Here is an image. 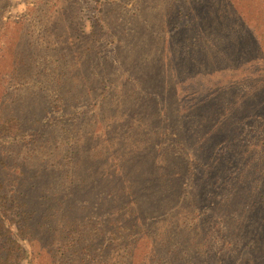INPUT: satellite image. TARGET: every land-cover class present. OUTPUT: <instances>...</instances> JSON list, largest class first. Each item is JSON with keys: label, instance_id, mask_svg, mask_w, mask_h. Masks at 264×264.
Returning <instances> with one entry per match:
<instances>
[{"label": "trees", "instance_id": "16d2710c", "mask_svg": "<svg viewBox=\"0 0 264 264\" xmlns=\"http://www.w3.org/2000/svg\"><path fill=\"white\" fill-rule=\"evenodd\" d=\"M11 1L0 0V7ZM32 5L33 7L27 8L21 16L17 17L19 19L12 23L14 28L11 33L15 38L8 40L6 43L8 50L2 56L0 55V115H6L4 120H0V143L2 142L1 144L4 146L0 156V171L8 170L9 166H12L13 169L15 167L14 172L17 168L27 166L31 170L30 173L27 172L29 175L27 180L22 178L24 174L21 172H17L18 175L12 173L10 176L12 180V177L14 179L21 178L19 192L22 195V202H18L14 197L9 200L0 196V240L7 236L11 240L5 241L0 246V264H137L133 257L138 258V262L141 261L142 264H154L153 260H156V257H153L152 254L159 247L161 249L157 243L164 245L169 237L170 223L166 222L164 230L157 233L155 229L160 221L146 218L143 225L148 230L142 231L145 233L143 235L138 232L136 242L139 246H136L129 238L121 239L119 237L121 230L119 222H111L109 218L102 219L100 216L88 214L89 212L81 203V199L78 200L90 189L104 185L112 187L118 185L119 189L120 186L123 188V191L128 188V195L131 198H135L134 192L136 191L134 189L136 183L131 182L128 186L127 179L117 182L120 173L125 168L122 159L113 152L121 146L120 142L117 145V138H115L117 136L115 133H118L117 129H112L109 123L106 124V128L101 127L100 124V122L114 120L110 112L106 113L108 110L115 112L125 110L126 105L123 106L122 102L127 104L132 97L141 98L143 95L142 92L139 93L135 89L132 93L124 88L129 83H123L124 81L133 82L131 77L118 81L121 84L117 83L115 86L117 87L116 93L109 83L111 71H118L122 77L123 73H127L130 68H126L124 62L122 63V56H118V41L114 31L104 21L102 11L106 6V1L34 0ZM186 16L187 14L178 11L179 21L183 22ZM260 25L254 28L255 35L252 38L253 49L256 51L252 61L254 59L253 63L258 67L255 73L260 76V81L250 86L249 91L252 94H254V90L264 88V23L263 26ZM8 32L10 31L6 28L4 33ZM3 35L5 36L2 34L0 37V50L5 45L2 41ZM22 35L24 38L23 51L27 49L25 59L19 55L22 51L17 48L18 45L15 43ZM220 55L222 59L228 58L225 54L220 53ZM239 59L240 57L237 56L232 67L236 66L235 63ZM253 63L251 62V64ZM249 65L247 67H252ZM247 67L245 66L244 70H248ZM202 78L203 76L197 77L189 84L182 78L173 83L171 81H169L170 83L163 82L156 88L150 102L152 101V104L160 111L158 120L165 125L169 124L171 133L180 134L182 129L189 125V128L181 133L187 136L185 145L192 147L190 148L191 153L202 156L207 152L213 154L214 149L219 146L217 155L222 159L232 157L239 166L242 165L241 171L248 168L250 163L254 165L250 169V177H252L250 181L246 180L247 176L241 178V174H239L224 193L225 202L232 203L233 199L236 201L235 215L231 213L230 216L229 214L231 205L223 204L221 208L223 207L222 210L225 213L224 221L228 225L233 222V226L238 230L237 235L239 236L235 239L233 248L235 254L232 263L264 264V155L260 159L258 158L264 151V115L261 116L263 120L258 122H254L257 120L255 117L248 118L260 125L256 129L258 132L253 131L251 134L233 136L231 139L224 140V144L219 142L221 134H218L223 133L225 130L223 128L229 124L240 125L245 120V110L250 106H252L250 113L253 110L258 112L260 107L264 112V100L258 97L264 96V91L262 94H254L253 98L250 97L253 102L249 106L246 101L242 104L239 103V106L233 104V107L237 109L236 112H241L235 115L241 122L224 119L225 115L229 113L225 114L226 112H223L225 108L223 106L215 107L214 103H212V108L208 107V111L212 109L211 115L206 114L207 117H203L199 113L197 117L189 118L190 113L192 114L194 111L193 106L190 107L191 104H194L193 93L196 91L197 83H202ZM222 92L214 94V96L226 97L227 93L229 94V89L224 87ZM164 96H167V102H163ZM87 101L92 103L89 104V107L94 109L91 119L94 117V124L96 126L98 124V128H103L100 131L96 129L95 135L98 141L94 140V136L91 138V134L88 135L86 132V129L89 128L88 124L83 126L85 122L89 121L87 113L82 115L78 125L56 124V128H49L47 132L40 131V121L45 111H63L74 103L79 104ZM202 102L203 100H200L197 103L198 109ZM131 104L136 105L134 100L131 101ZM152 104L148 103L137 109L141 112ZM167 106L175 109L178 106L177 113L186 119L178 122L176 126L170 125L169 122L173 120L168 118L169 115L163 113ZM19 108L29 111L28 115L31 114L32 118L14 117L12 111ZM104 109L107 111L104 112ZM205 113L202 111V114ZM97 117L98 120H95ZM22 119H27L29 129L35 130L34 133L31 132L29 142L24 140L25 136L23 131L21 132L24 126ZM142 120L143 118L138 120L139 127L144 124ZM115 121L119 120L115 118ZM128 129H134V126L128 127ZM102 131H105V136ZM216 133L217 138L214 137ZM53 134L54 136H52ZM112 137L115 138L114 144L111 140ZM130 137L136 139L132 134ZM19 139H23V141L20 143ZM103 139L105 142L101 145V150L98 151L96 146H99ZM10 140L13 143H10ZM65 140L68 142H64ZM47 142L54 144L55 151L58 153L50 150L48 152L47 149L41 150L45 145L48 147ZM139 143H135L132 147V151L134 150L135 153L140 152L141 146L146 147V140ZM171 143L169 142V144ZM91 144L94 146L92 147ZM142 149L145 148L142 147ZM39 150L38 158L42 157V159L37 158V161L33 155ZM169 150L171 149H168V152ZM144 156L149 158L147 154ZM162 156L159 161L170 162L168 167L171 173L169 176L172 178H178V175L180 177L181 174L189 172V168L173 162L171 153L164 154L163 152ZM86 160H88L87 163ZM62 164L68 168L64 172L60 170ZM261 165L263 166L261 167ZM231 167L232 164H218L216 169L219 175L222 174L227 179L229 177L227 173L231 172ZM54 174L56 177L47 179L46 186L37 188L36 180L40 181V179ZM219 175L217 180L212 184L209 183L212 188L220 181ZM230 176H233L232 173ZM172 178L167 179L172 181ZM54 181L55 184L52 183ZM1 182L0 180V189L3 187ZM31 183L33 185L27 188V185ZM147 187L141 192V196L150 193V188ZM39 193L45 204L37 205L40 200ZM249 193L251 194L250 202L246 200ZM186 198L189 197L186 196ZM213 202L214 199L209 201L212 204H209L208 211H211L214 206L217 208ZM248 203L249 210L246 211L244 207ZM190 205L192 208L188 213L193 216L191 219H197L202 215L203 231L204 233L207 232L206 229L210 231L213 228L214 217L204 214L203 208L197 202H190ZM124 211L127 209L125 208ZM129 211L131 212V210ZM124 214L129 219L131 213L127 211ZM37 220H40L44 224L43 229H46L40 230L34 237L31 232L32 224ZM172 222L174 223V221ZM191 225L189 222L185 224L190 228ZM132 226L134 227V225ZM13 233H18L22 239L26 240L24 242L26 244L21 246L19 242H13L11 236ZM38 233L47 235L49 240L46 245L42 244L41 240L39 241ZM109 233L117 234V236H109ZM156 235L158 236L156 237ZM28 237H30L29 242ZM190 255L193 256V254ZM226 263L232 264L230 261Z\"/></svg>", "mask_w": 264, "mask_h": 264}, {"label": "rangeland", "instance_id": "374dc122", "mask_svg": "<svg viewBox=\"0 0 264 264\" xmlns=\"http://www.w3.org/2000/svg\"><path fill=\"white\" fill-rule=\"evenodd\" d=\"M105 1L106 6L102 11L104 21L114 31V35L118 41V56L121 55L123 58L122 63L124 62L126 68H130L127 73H123L122 77L118 71H111L109 75L111 88L116 93L117 87L115 86L117 83L121 84L118 81L131 77L133 82L130 80L124 81L123 83L129 82L124 88H127L129 92L135 89L139 93L142 92L143 95L141 98L138 96L132 97L127 104L122 102L123 106L126 105L125 110L115 112L107 111V108L104 109V112H110L114 120L100 122V124L101 127H105L109 123L112 129H117L118 133H115L117 136H114L117 138V145L120 142L121 146L120 148L114 147L116 149L113 152L119 155L125 167L120 173L121 175L117 182L127 179L128 186L131 182L136 183L134 187L136 191L134 192L135 198H131L128 195V188L123 191V188L120 186L119 189L118 185L114 187L104 185L99 188L90 189L86 195L81 196L78 200L81 199L80 201L87 208L88 214L100 216L102 219L109 218L111 222H119L121 225L119 237L121 239L129 238L136 246H139L136 242L138 232L143 235L145 233H142V231L147 229L143 225V221L146 218L160 221L156 226L157 229H155L157 233L162 231V229L164 230L166 222L170 223L169 228L171 233L168 234L169 237L164 242V245L157 243V246H161V249L159 247L152 254L153 257H156V260H153L154 264H227L226 262L229 261L232 263L235 254L233 249L235 239L239 235H237L238 230L233 226V222L228 225L224 221L225 213L221 206L223 204L231 205L229 214L230 216L231 213L235 215L236 209L234 206H237L235 204L236 201L233 199L232 203L225 202L224 193L239 174H241V178L247 176L248 179L246 178V180L250 181L252 179L250 177V169L254 165L250 163L248 168L241 171L242 165L239 166L238 162L233 160L232 157L222 159L217 155V151L220 149L219 146L214 149L213 154L212 152L209 154L207 152L202 156L191 153L190 148L192 147H186L185 145V141L188 138L184 133H181L185 132L189 128V125L187 128H183L180 134L171 133L169 124L165 125L158 120L160 111L152 104V101L150 102V99L154 97L156 88L163 82L170 83L169 81H171L173 83L182 78L183 81L189 84L190 81L203 76L202 83H197L196 91L193 93L194 104L190 105L189 101L190 107L193 106L192 109L194 110L192 114L190 113L189 118L197 117L199 113L203 117H207L206 114L211 115L210 111L212 109L208 111V107L212 108V103H214L215 107L223 106L225 114L229 113L225 115L224 119L237 122L238 120L235 115L241 112H236L237 109L233 107V104L239 106L242 102L246 101L248 102L247 106H249L253 102L252 96L256 93L262 94L264 91V88H259L257 91L254 90V94L249 91L252 84L260 81V76H257L255 73L258 67L253 63L254 59L252 61L253 55L256 53L255 49H253L252 38L255 35L254 28L260 24V26H263L264 23V0ZM33 2L34 0H12L0 7V37L2 34H5L2 38L5 45L0 50L1 56L8 50L6 45L8 40L15 38L11 33L14 28L12 23L16 22L19 19L17 17L21 16L27 8L33 7ZM178 11L187 14L183 22L178 19ZM6 28L10 32L4 33ZM23 39L22 35L15 43L18 45L17 48L22 51L19 55H22L21 57L25 59L24 56H26L27 49L23 51ZM220 53L225 54L228 58L222 59ZM237 56L240 59L235 63L236 66L233 65L234 67H232ZM248 64L252 67H247ZM245 66L248 70H244ZM224 87L229 89V94L227 93L226 97H215L214 94L223 93ZM217 88L218 90L216 91ZM258 97L264 100V96ZM133 100L136 105L131 104ZM200 100H203V102L200 109H198L197 103ZM165 101L167 102V96H164L163 102ZM148 103L152 105L146 110L140 112L137 109L138 107L146 106ZM89 104L92 103L88 101L79 104L74 103L70 108L63 111H45L40 121V131L45 130L47 132L49 128H56V124L68 123L78 125L82 115H86L87 113L89 121L85 122L83 126H87L88 124L89 128L86 129V132L88 135L91 134V138L94 136V140L98 141L95 135L96 129L100 131L103 128H98V124L97 126L94 124V117L91 119L94 109H91ZM177 107L175 109L174 107L167 106L163 111L165 115H169V119L173 120L169 122L170 125L176 126L178 122L186 119L177 113ZM250 107L252 108V106ZM250 107L245 110L246 117L240 125L237 123L229 124L223 128L225 129L223 133H218L221 134L219 142H223L224 144V140L231 139L233 136L251 134L253 131L258 132L256 129L260 125L254 122L263 120L261 116L264 115V112L261 111L262 107H260L258 112L253 110L250 113ZM202 111L206 113L202 114ZM12 112L14 117L32 118L31 114L28 115L29 111L24 109L19 108ZM5 116V114L0 115V120H4ZM253 117L257 119L254 122L248 119H252ZM115 118L119 121L116 122ZM140 118H143L142 121L144 122L141 127L138 125ZM27 119H22L24 126L21 132L23 131L22 133L25 136L24 140L29 142L31 139L30 134L31 132L34 133L35 130L29 129ZM95 120H98V117ZM132 126H134L135 130L128 129V127ZM102 133L105 136V131H102ZM131 134L137 140L130 137ZM214 137L217 138V133ZM115 138L112 137L111 139L113 144ZM143 140H146V147L141 146L139 153H135L134 150L132 151L134 144L143 142ZM22 141L23 139L18 140L20 143ZM64 142L67 143L68 140ZM104 142L105 140L103 139L99 146H96L98 151L101 150V145ZM169 142L172 143L169 144ZM1 143L0 156L4 147ZM10 143H13V141L10 140ZM108 144L110 145V142ZM91 146L93 147L94 145L91 144ZM142 147L145 149H142ZM46 149L48 152L50 150L51 152L58 153L55 151L54 144L50 143L48 147L45 145L41 150L45 151ZM168 149L171 150L168 152ZM163 152L164 154L171 153L173 155V162L183 165L187 169L189 168V172L181 174L180 177L178 175V178L169 176L171 173L168 167L170 162L159 161ZM144 154H147L149 158H146ZM263 155L264 151L258 158L260 159ZM33 156L37 160L40 156V150ZM133 157H135V160H133ZM38 159H42V157ZM87 162L88 160H86ZM218 164H232L230 168L231 172L229 173L228 171L227 173L229 176L227 179L222 174H218V170L216 169ZM155 168L157 170L154 171ZM14 169L12 166H9L8 170L0 171V180L3 185L2 189H0V196L9 200L14 197L18 202H22V195L19 192V180L21 178L14 179L12 177V180L10 176H12V173L18 175L21 172L24 174V176L21 175L23 176L22 178L27 180L29 178L28 173L31 170L29 166L17 168L15 172ZM67 169V166L64 164L60 167V170L63 172ZM231 173L233 176H230ZM55 175L47 176L40 179V181L36 180L37 188L46 186L47 179L55 178ZM218 175L220 181L212 188L209 183L212 184V182L217 180ZM167 178H172L173 180L170 181ZM112 181L116 183L114 180ZM52 183L55 184V181ZM32 185V183L28 184L27 188H30ZM147 186L150 188V193L141 196V192ZM250 195L249 193L246 198L249 202L251 201ZM186 196L189 198H186ZM39 197L40 200L37 202V205L45 204L40 193ZM211 199H214L215 203L213 202V204H216L217 208L214 206L211 208V211H208L209 204H212L209 203ZM190 202H197L203 208L204 214L207 216L209 214L212 218L214 217L215 221L213 220V228L210 231L206 229L207 232L204 233L203 226L201 225L202 215L197 219H191L193 216L188 213L192 208ZM141 203L143 204L139 206ZM124 206L131 213L129 219L124 216L128 215L124 214L127 212L124 211ZM248 207L249 203L244 207L246 211L249 210ZM146 222L149 224L147 220ZM188 222L192 224L191 228L185 226ZM32 225L33 229L31 232L33 234H31L34 237L35 235L37 236V232L46 229H43L44 224L40 220H37ZM13 234L11 235L13 242H19L21 246L26 244L24 243L26 240L22 239L18 233ZM108 235L117 236V234L110 233ZM38 239L45 245L49 240L47 235L44 236L41 233H38ZM21 240L24 241L22 242ZM5 241H11L10 237L7 236L5 239L0 240V246ZM190 254H193V256ZM133 260L137 264H142L141 261L138 262L139 259L136 257H133Z\"/></svg>", "mask_w": 264, "mask_h": 264}]
</instances>
